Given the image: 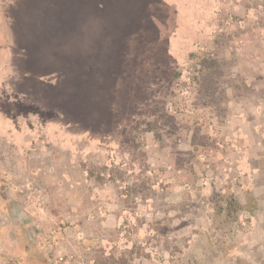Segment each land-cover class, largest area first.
Masks as SVG:
<instances>
[{"label": "rangeland", "instance_id": "obj_1", "mask_svg": "<svg viewBox=\"0 0 264 264\" xmlns=\"http://www.w3.org/2000/svg\"><path fill=\"white\" fill-rule=\"evenodd\" d=\"M0 189V264H264V0H0Z\"/></svg>", "mask_w": 264, "mask_h": 264}, {"label": "flooded vegetation", "instance_id": "obj_2", "mask_svg": "<svg viewBox=\"0 0 264 264\" xmlns=\"http://www.w3.org/2000/svg\"><path fill=\"white\" fill-rule=\"evenodd\" d=\"M2 188L4 191L6 190L4 186ZM4 191L0 192V237L8 249L21 253L23 250L25 251L24 241L28 240L29 236L26 233L24 220L21 215L17 214Z\"/></svg>", "mask_w": 264, "mask_h": 264}]
</instances>
